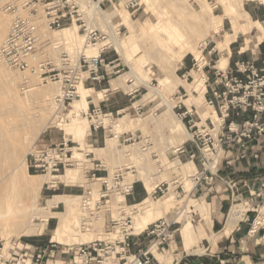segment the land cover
<instances>
[{
    "label": "rangeland",
    "instance_id": "1",
    "mask_svg": "<svg viewBox=\"0 0 264 264\" xmlns=\"http://www.w3.org/2000/svg\"><path fill=\"white\" fill-rule=\"evenodd\" d=\"M249 1L256 0H113L115 8L113 9L107 4L106 17L113 24L114 31L123 25L121 38L126 39L127 44L131 42L130 38L133 33H139L135 37V42L138 46L137 50H131L128 61L121 56L118 50L117 52L120 57L115 56L114 52H111L107 56L108 61L118 59L115 65L120 64L110 75V83H106L105 85V88L112 89L108 92L109 94L104 93L101 89L90 90V88H94V85L91 83H87L84 87H80L83 86L80 83L78 88L79 99L70 104L67 102L65 106L59 107L53 102L60 91L58 84L49 83L40 85L35 78H30L29 85L31 84V88L32 86L33 88L41 87L24 93L25 90L30 89L25 82L24 76L19 72L7 68L0 58V137L5 138V141L9 143L17 144L21 142L20 145L21 147L23 146V153L14 163L15 165L11 169H0V186L5 185L8 192L17 189L22 191V185L26 181H32L28 175L41 176L28 170V162L23 166L22 160L24 156L27 159L35 143L42 140L43 133H55L62 130L63 133L72 135L74 141L81 148V150H75L76 153L80 154V166L78 167L79 160H76L73 169H78V175L71 183L67 184L70 186H60V190L52 193L45 191L42 187L40 191L41 197L37 201L35 200V191H32V203L35 204L36 202V205L41 208V210L36 212V217L32 222L41 225L47 220V227L41 233L42 236H37L39 234L31 237L27 235L22 236L21 231L25 229L24 226L18 225L13 227L9 225L6 227L0 220V235L4 238V242H7V234L11 235V244L26 242L27 239L39 241L52 239L53 242L64 246L86 243L92 239L107 241L120 237V234L116 232H113L114 235L111 237L106 236L109 233L107 229V216L97 223V232H91L86 236L79 233L78 226L81 212V200L79 198L72 199L68 204L63 202L59 208L51 211L44 208L47 206L48 200L52 199V196H70L71 198H76L81 196L84 191L92 189V187L100 189L101 182L91 181L86 174V169H90L92 166L84 164L85 159L83 155L81 156V153L84 154L83 151L93 152L96 159H100L106 164V171L98 173V177H107L108 175L112 177L119 172L126 174L130 170H126L125 165L132 164L135 166L132 174L135 175L134 179L139 181L137 185L143 187L146 193L145 199L148 198L147 191L149 188H155L161 184H165L164 189L168 187L172 188L175 195L176 191L182 195L181 199L177 198L168 207H164L162 213H154L151 223L162 217L175 216L182 212V210H185V213L180 218V222H183L186 218L188 221H191V209L190 206H184V200L187 195L189 196L194 192V189L192 190L193 183L191 178L183 175V172L178 171L177 168L173 169L172 166L176 162L188 163L190 161L187 156L179 158L178 153H175L178 146L180 147L185 144L187 151L195 152L197 147L194 141L197 144H200V141L194 134L197 132V128L191 130L188 123H186V128L193 135L194 141H184L175 134H171L172 120L174 119L173 114L180 119V116L189 110L192 116L186 121L193 119L200 127L205 125L207 119H213H203L201 114L206 113V108H201L195 103V96H198V93L195 92L198 77L205 80V76L208 75L211 78L210 82L213 83L214 81L208 70H211V67H214L215 63L206 66L209 64V61L203 55L206 56V53L213 49L221 51L219 44L226 39L227 34L232 33V30L233 33L235 30L237 31L236 37L242 33L250 39L247 35V30L251 28V36L257 39V42L256 40L254 41L255 44L262 41L264 35L261 32L260 23L255 25L254 22L257 21H253L244 8L245 4ZM128 3L136 4V6L128 11L126 9V4ZM119 12H128V16L131 18L130 23H127L125 19L121 22L118 18ZM1 16L3 21L5 22L6 20L8 23H5L7 30L1 36L0 45L10 28V17L4 13L0 6V18ZM98 19L101 21L100 27L111 33L110 29L102 22L99 16ZM155 24H157L156 29L154 28ZM244 25L246 27L242 28ZM60 34H54L53 36L58 37ZM170 34L174 35L175 41L171 40ZM244 40L245 37H241L239 42L242 43ZM189 41H191L194 50H189L188 46L191 47V45H188ZM205 43H208V45H205ZM90 51L88 50V55H94L95 51ZM200 57L204 58L205 69H203L204 66L201 70L200 67H197L192 72L191 69L188 71L181 69L180 64L182 60H186L187 65L191 64V68H193L194 59L198 58L197 60L200 62ZM133 68L136 72L135 74L133 73ZM185 74L190 75L188 81L183 78ZM134 75H138L139 79H136ZM131 79L134 80V83H127ZM188 84H191V86L189 87ZM190 88L193 90L191 91ZM85 89L88 90V101H93L96 105L99 104L100 100L107 99L106 96H109V100L104 102L106 106L101 105V109L103 114L111 112L113 115L110 117L101 115L99 119H92L85 114L90 116L93 106L91 105L90 110L87 107L86 110L81 112L80 120L82 125L86 127V130H89V133L85 137H82L72 131L75 123L72 117H70V112L76 105V102L82 99V91ZM207 98L208 100L213 99L210 91L207 94ZM205 106L208 109H213L206 102ZM53 119L55 123L52 122ZM94 123L99 126L98 133L102 135V138L98 144L90 147L89 135ZM220 124L218 123L217 130L213 133L218 131ZM43 128L45 129L43 130ZM116 133H120L119 135H129L130 137L133 136L134 139L131 142L133 145L129 146L127 144L129 147H126L118 143L117 140L111 139ZM77 143L75 146H77ZM144 146L149 148V154L143 153L142 148ZM128 153H132L131 160L126 157ZM185 168L189 169L191 166ZM11 171L14 173L9 180L5 176ZM196 171L193 173L195 174ZM177 180H179V183L173 184ZM180 185L184 187L185 193L181 188H178ZM168 194L166 192L165 196ZM165 196L159 197L158 200L151 198V202L154 205L161 206V203L165 200ZM117 200L118 196L113 198L112 206L117 203ZM131 201L128 197L127 203L126 201L124 202L128 206L139 204L132 203ZM27 202L20 204V210L27 209ZM67 207L73 208L78 221L69 232L68 242H61L52 236L54 230L59 225L60 219H51L53 216H50V212L64 214L68 211ZM115 210L112 209L114 216L116 215ZM257 216L262 218L260 224L264 225V200L259 203ZM179 241L180 239L178 238L177 242ZM177 253L178 250L176 251L175 248H172L164 253L159 252V254L155 255L162 264H182L180 259L177 260Z\"/></svg>",
    "mask_w": 264,
    "mask_h": 264
},
{
    "label": "built area",
    "instance_id": "2",
    "mask_svg": "<svg viewBox=\"0 0 264 264\" xmlns=\"http://www.w3.org/2000/svg\"><path fill=\"white\" fill-rule=\"evenodd\" d=\"M96 2L102 12H107V4L115 8L113 0H0L2 10L10 17L8 34L0 45L2 62L10 70L22 74L28 85L30 78H35L40 85L58 84L61 94L56 97L55 102L62 106L79 99L78 85L81 82L84 86L87 83L96 85L108 82L110 75L120 64L115 65L118 59L108 61L107 56L111 52H114L115 56L120 55L112 44L113 35L100 27L101 21L92 8ZM135 6L136 4L128 3L126 9L129 11ZM74 26L78 27V34L83 33V45L98 48V57L87 56L86 52L77 48L73 40L60 39L53 42L49 38ZM122 30L123 25L114 31L115 36L121 38ZM194 60L192 71L199 68L198 60ZM214 72L213 83L208 75L205 79V100L222 121L218 131L213 133L217 130V120L207 119L205 125L200 127L193 119L186 121L192 116L189 110L180 116L185 126L188 123L191 130L197 128L194 134L200 144L193 139L197 147L195 152L190 153L183 144L176 148L175 153H178L179 158L187 156L193 163L200 156L203 158L202 170H197L189 177L193 180L192 190L202 182L213 185L218 173L217 167L225 157L226 151L239 146L241 151L238 159L243 160L249 153L254 152L257 144L264 141V70H260L255 64L237 62L232 70L216 67ZM189 76L185 74L183 78L188 81ZM127 83L133 84L134 80L131 79ZM209 91L213 96L210 100L207 98ZM103 92L108 93L106 90ZM101 115L110 117L113 114H103L101 107H95L90 113L92 119H99ZM98 129V125L92 124L89 137L93 132H98ZM113 138L126 147L133 145V136L115 134ZM75 144L71 140L54 145H48L42 140L35 143L27 157L28 170L41 176L52 177V181L43 185L45 191L52 193L60 190V186L68 187L59 178L76 164L75 150L81 148L78 143L77 146ZM89 146L93 147L92 144ZM142 149L149 148L144 146ZM83 152L84 164L92 166L86 169L87 176L91 181L101 182V187L97 193L89 189L80 196L78 231L81 234L97 232V223L107 216L108 234L116 232L120 234V238L107 241L96 239L73 246L51 241L44 249L30 245L19 249L16 242L12 243L11 250H6L4 238L0 235V264H162L154 252L164 253L177 243L180 218L185 210L175 216L157 219L135 234L131 211L120 205L115 216L112 211L114 197L124 196L127 203V198L133 196L139 182L132 174L135 166L125 165L126 170H130L126 174L119 172L112 177H98V173L106 171V164L96 159L93 152ZM126 157L131 160L130 153ZM254 158L259 159L260 155L254 153ZM178 183L179 180L173 182ZM164 187L165 184L157 185L151 195L147 192V197L158 200L159 197L165 196L166 192H170V187ZM178 188L185 193L182 185ZM261 193L264 194V184ZM177 198L181 199L182 195L176 191ZM60 204L62 203H58L51 210L59 208ZM142 237L148 241L145 247L140 242ZM60 246L66 249L67 257L59 258Z\"/></svg>",
    "mask_w": 264,
    "mask_h": 264
},
{
    "label": "crops",
    "instance_id": "3",
    "mask_svg": "<svg viewBox=\"0 0 264 264\" xmlns=\"http://www.w3.org/2000/svg\"><path fill=\"white\" fill-rule=\"evenodd\" d=\"M244 8L253 21L260 23L264 35V5L260 1H249ZM251 33L247 32L250 39L242 33L239 34L223 52L213 49L206 53L209 64L215 63V66L211 67L212 71L208 70L213 80L214 70L222 58L228 60V70L234 69L237 62L255 64L260 70H264V37L261 42L255 44L257 39H254ZM241 37H245L242 43L239 42ZM180 65L181 69H191L192 72L191 64L187 65L186 60H182ZM106 83L110 81L96 84L90 90L101 89L110 92L112 89L105 88ZM106 98L100 100L98 105L93 101L89 102L88 110L91 105L93 109L101 105L106 106L104 102L109 100V96ZM101 138L100 133L93 132L89 144H98ZM64 140L77 143L72 135L63 131L42 135V141L48 145L62 143ZM240 151L239 146L226 151L225 157L217 167L218 173L213 185L202 182L192 194L186 196L184 206H190L192 220L188 221L186 218L180 222V241L171 247L178 250L177 260L180 259L182 264H264V225L260 224L261 226L256 228L259 203L264 200V194L261 193L264 184V141L257 144L254 152L249 153L246 159H238ZM254 153H258L260 158L255 159ZM202 161L201 156L195 161L197 170H202ZM145 197L143 187L136 185L133 196L129 198L132 203H140ZM236 208L240 213L235 212ZM53 218L56 217H51ZM51 241L53 240L27 239L26 242H19L18 248L30 245L44 249ZM140 242L143 247L148 244L145 237H142ZM135 251L136 248L133 249V252ZM154 254L159 252L155 251ZM58 256H66L64 247L58 248Z\"/></svg>",
    "mask_w": 264,
    "mask_h": 264
},
{
    "label": "bare ground",
    "instance_id": "4",
    "mask_svg": "<svg viewBox=\"0 0 264 264\" xmlns=\"http://www.w3.org/2000/svg\"><path fill=\"white\" fill-rule=\"evenodd\" d=\"M256 1H260L264 5V0H256ZM92 8H93V11L98 14V16L102 20V22L108 27V29H110L111 34L113 33L112 34L113 35L112 44L114 45V47H116L118 52L121 54V56L125 60L127 59V61H128V59L130 58L131 50H135L138 47L136 45V42H135V39H136L135 37L137 35H139V33L138 34L137 33H133L131 35V38H130L131 42L129 44H127L126 43V39L124 40L122 38H118V37L115 36V34H114V29L115 28L113 27V24L108 21L105 12H102V11H100L98 9V2H96V4L92 6ZM124 13H120L119 12V14H118L119 20L122 22L123 19H125L127 21V23H130L131 18H129L128 12H124ZM1 18H2V16H1ZM1 18H0V39H1V36L4 34L5 30H7L5 23H8L6 20L4 22L3 18L2 19ZM257 23L258 22H254L255 25ZM245 27H246V25L242 26V28H245ZM154 28L155 29L157 28V24H155ZM249 31L251 32L252 29L250 28V29L247 30V32H249ZM236 32L237 31L235 30L234 33L227 34L226 39L219 44V49L221 51L224 50V49H227L229 47V45L235 40L236 35H237ZM60 33H57V34H60ZM170 35H171V40L175 41L174 35H172V34H170ZM49 38L53 42L57 41V40H60V39H62V40L66 39V40H69V41L73 40L76 43L77 48H81L82 52H86L87 56H89V57H98V48H88L85 45H83L84 37L80 36V34H78V27L77 26L65 29L64 31H62V33L60 35H58V37L51 36ZM179 40H180V38H179ZM205 44H207V43H205ZM188 45H191V41L188 42ZM186 48H187V46H186ZM188 48H189V50H194L192 45H191V47L188 46ZM88 50L89 51L90 50L95 51L94 55H88V53H87ZM55 56H57V54H55ZM199 60H200L199 67H200V70H201V68L204 66V58L200 57ZM227 64H228V60L226 58H222L219 61V63H218V68L221 69V70H225L226 69L225 67L227 66ZM200 70H198V71H200ZM133 73L134 74L136 73L134 68H133ZM131 74H132V72H131ZM134 76H135L136 79H139L137 77L138 75H134ZM197 81H198V84L195 87V92L198 93V96H195V103H196L197 106H199L201 108H206V111H205L206 113L205 114L204 113L201 114V116L203 117V119H206V118H213L214 120L217 119V121H219V123H221L222 121H220L218 119L215 110L214 109H210V108L208 109L205 106V102H206L205 94L207 93L205 80H202L201 77H198ZM14 82L16 83V81H14ZM32 85H34V84H32ZM79 85H78V88H79ZM81 85H83V86H80V87H84V84L82 82H81ZM188 85H189V87L191 86V84H188ZM28 87L30 89L25 90L24 93H27V92H29V91H31L33 89H39L41 86L39 88H33V86H32V88H31V84H30V85H28ZM80 90H81V88H80ZM190 90L192 91L193 89L190 88ZM82 93H83L82 94V99L78 100L76 102V105L74 106V108L70 112V117H72V120L75 123V125L72 127V131L75 132L78 135H81L82 137H85L89 133V130L87 131L86 127L84 125H82L80 117H81V112L86 110L87 107H88V104H89V101L87 99L88 90L85 89L84 91H82ZM60 94H61V88H60V91H59L58 95H60ZM158 94L160 95V93H158ZM58 95H56V97ZM98 95H100V94H98ZM56 97L53 100L54 104L56 106H59V107L62 106V105H57L56 104V102H55L56 101L55 100ZM104 117H107V116H104ZM173 117H174V119L172 120L171 134L172 133L175 134L176 136H178L179 138H181L184 141L193 140V135L187 130L185 124L180 119H178L175 116V114H173ZM52 122H54V119H53ZM52 122H51V124H52ZM44 129L45 128H43V130ZM1 131H3V130H1ZM12 134H14V133H12ZM116 134H120V133H116ZM9 136H10V134H9ZM7 139H8V137H7ZM112 139L116 140L114 138H112ZM182 140H180V141H182ZM20 143L19 142L17 144L9 143V142L5 141V138L0 137V169L1 170L2 169H7V168L11 169L13 167V165H15L14 163L16 162V160L19 157H21V155L23 153V149H22L23 146L21 147ZM178 145H179V143H178ZM142 150H143L144 154H147V153L149 154V149L148 150L142 149ZM75 154H76L75 158L77 160H79L78 161L79 162L78 163V167H79L80 166L79 165L80 164V154L78 152L76 153V151H75ZM131 154H130V157H132ZM81 156H82V153H81ZM144 158H146V157L144 156ZM26 164H27V159L24 156L23 160H22V165L24 166ZM82 165H83V163H82ZM187 166H191V168H189V169L185 168ZM172 167H173V169L177 168L178 171L180 170L181 172H183V175H185L187 177H192L193 174H194L193 172L197 170L196 166L194 165V163L192 161H189L188 163H181V161L180 162H176ZM4 173H5V171H4ZM4 173H3V175H4ZM13 173H14L13 171L9 172L5 176V178L10 180V178L13 175ZM77 175H78V169L76 168V170H75V169L72 168V169H69L67 171V173L65 175L61 176L59 179H60L61 182H63V183L65 182V184H69V183L72 182V180L75 179V177ZM28 177L31 178L32 181L31 182L30 181H26L24 183V185L20 184V185H22V188H23L22 191L17 189V190H11V191L8 192L7 191L8 189H6L5 185L0 186V220L2 221V223L4 225H6V227L9 226V225L13 226V227H16L18 225L24 226L25 229L23 231L20 230L22 236L23 235L24 236H26V235L27 236H33V235H36V234H41L43 232V230L47 227V220H45L44 223L41 224V225H37V224H34L32 222V220L36 217V215H35V214H37L36 212L41 210V208H39V206L36 205V202H35V204L32 203L31 200H32V191L33 192L35 191V194H36L35 197L37 198V199L35 198V200L37 201L41 197L40 191H41L43 185L46 182L52 181V177H47V176H32V175H28ZM134 178H135V175H134ZM68 186H70V185H68ZM155 189H156V187L155 188H149L148 191H147L148 194L151 195L154 192ZM92 190H93L94 193L98 192V189H96L95 187H92ZM78 198L80 199V196H78L76 198H71L70 196H55L54 198L48 200V204L44 208H47V209H49L51 211V209L53 207H56L58 203H63L64 202V203L68 204V202L71 201L72 199L75 200V199H78ZM124 199H125L124 196L118 195L117 203L115 202L116 204L113 206V208H114V210L115 209L117 210L119 205H120L121 207H124V208L128 209L129 211H131V213L133 215V218H134V221H135L134 222L135 224L133 226L134 233L138 234L141 231H143L147 226L152 224L151 221L154 218L153 214L156 213V212H159V213L161 212L162 213L163 208L164 207H168V205L171 204L172 201L176 199V195H175V193H173L172 188H170V192H169V194L167 196L164 197L165 200L161 203L162 204L161 206L154 205L153 202H151V197L150 196L148 198H146L144 201H142L141 203L133 205V206H128L124 202V201H126ZM24 202L28 203L27 204L28 205L27 209L26 210H22V209L20 210V204L24 203ZM67 208H68V211H67V213H64V214L50 212V216H53V217H56V218L60 219L59 225L54 230L52 236H53V238H56V239L60 240L61 242H68V240H69L68 239L69 232L71 231V229H73L72 227H74V225H76L75 223L78 221V219H77L78 217L76 218V215H75V212H74L73 208H71V207H67ZM235 212L238 214V213H240V210L237 209V210H235ZM28 214H29V216H28ZM237 214H235V215H237ZM261 221H262V218H258L257 219L256 228H257V226L260 225ZM89 234L90 233L83 234V235L86 236V235H89ZM112 235H114V234H106V236H110V237ZM6 236H7L6 237V241L7 242L5 243V248H6V250H9V249L11 250V247H12L11 240H10L11 235L7 234ZM119 238H113V239H109V240H114V239H119ZM89 241H91V240H89ZM74 245H76V244H74ZM71 246H73V245H71ZM164 262H165V260H164Z\"/></svg>",
    "mask_w": 264,
    "mask_h": 264
}]
</instances>
